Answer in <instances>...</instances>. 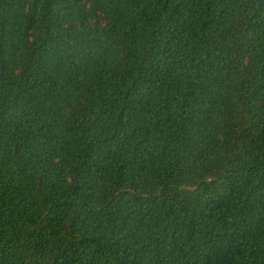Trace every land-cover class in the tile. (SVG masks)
I'll use <instances>...</instances> for the list:
<instances>
[{
  "label": "trees",
  "instance_id": "16d2710c",
  "mask_svg": "<svg viewBox=\"0 0 264 264\" xmlns=\"http://www.w3.org/2000/svg\"><path fill=\"white\" fill-rule=\"evenodd\" d=\"M0 264H264V0H0Z\"/></svg>",
  "mask_w": 264,
  "mask_h": 264
}]
</instances>
